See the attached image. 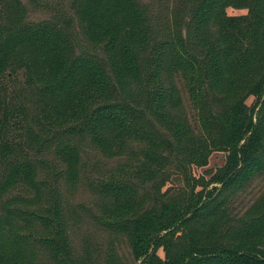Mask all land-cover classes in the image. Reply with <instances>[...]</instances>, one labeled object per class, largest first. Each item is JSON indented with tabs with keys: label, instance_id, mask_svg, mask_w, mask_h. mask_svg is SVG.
I'll list each match as a JSON object with an SVG mask.
<instances>
[{
	"label": "trees",
	"instance_id": "1",
	"mask_svg": "<svg viewBox=\"0 0 264 264\" xmlns=\"http://www.w3.org/2000/svg\"><path fill=\"white\" fill-rule=\"evenodd\" d=\"M227 8L246 9L247 13L228 15ZM77 12L89 38L104 43L114 74L121 80L136 79L138 53L150 37L137 0H83ZM211 21L217 25L215 35L209 30ZM9 30L0 25V83L4 78L13 80L11 75L21 65L19 50H27L41 62L40 130L48 135L37 147L52 145L67 165L69 177L75 175L77 144L82 141L88 139L104 154L112 155L137 140L144 143L141 161L134 165L137 175L150 178L165 173L173 162L175 174L184 180V185L164 191L158 186L153 203L132 219L122 216L135 203L133 186L126 181L102 184V192L123 198L106 213L115 210V219L109 224L127 235L137 264H264V210L259 212L257 203L242 214L230 208L233 197L264 173L261 0H198L187 32L172 33L153 47L147 75L148 108L173 141L141 123L143 110L120 97L109 101L104 67L92 54L74 55L72 42L57 21L22 24ZM177 71L187 85L202 134L167 112L168 105L174 106L178 99L171 93L167 98L162 72ZM220 89L234 99L214 112L208 94ZM21 111L0 102V148L7 157L11 155L0 194L19 182L39 191L33 165L13 154L16 141L24 140V148L21 141L19 144L24 154L26 148H35L38 139L29 128L24 131L23 125L15 124L19 119L10 121ZM9 123L14 128L8 134ZM214 150L224 152L223 163L207 168ZM176 152L188 159L187 165L172 160ZM198 168L202 171L195 173ZM62 213L56 201L43 211L21 210L26 222L37 220L50 228L51 235L37 240L49 248L55 264H74ZM29 236L32 233L15 235L12 242ZM15 256L7 252L0 234V264L14 263Z\"/></svg>",
	"mask_w": 264,
	"mask_h": 264
},
{
	"label": "rangeland",
	"instance_id": "2",
	"mask_svg": "<svg viewBox=\"0 0 264 264\" xmlns=\"http://www.w3.org/2000/svg\"><path fill=\"white\" fill-rule=\"evenodd\" d=\"M261 1L264 4V0ZM82 2L83 0H0V25L10 28L11 32L22 24L57 21L70 38L74 55L92 54L93 57L101 59L94 58L105 69L110 90L109 101L120 97L123 98L120 100L143 110L145 117L141 123L144 122L143 125L147 128L156 130L169 141H173L168 130L154 119L148 108L147 75L155 44L172 33L184 35L187 32L191 13L198 0H137L144 10L150 37L148 45L138 53L139 72L136 79L125 80L114 74L104 50V43L93 41L87 35L85 25L77 12ZM226 12L228 15H240L246 14L247 10L227 8ZM209 30L213 35L216 34L215 22L209 23ZM18 59L21 65L11 75L13 80L4 78L0 83V102L10 108L20 107L22 114L16 116V120L10 121L17 122L19 119L20 123L15 124L23 125L24 131L29 128L38 137L35 148L25 149L28 154L20 151V141L22 143L24 140L16 141L18 145L13 149V154H19L33 165L35 181L40 184L38 192L19 182L0 194V234L6 242L7 252L16 255L15 264H55L49 248L37 240L39 236L51 235L50 228L43 227L37 220L26 222L21 210L43 211L56 201L63 212L60 217L66 225L65 234L74 264H137L130 252L127 235L109 224L115 219V210L106 213L107 209L111 211L123 198H115L112 194L102 192L101 186L113 181H126L133 186L135 203L122 216L123 219H132L153 203L158 186L164 191L170 186L184 185V180L175 174V164L170 162L164 169L165 173H158L150 178L142 177L134 172V165L141 161L140 150L144 147L142 141L133 140L120 153L106 155L87 139L77 144L79 147L75 175L69 177L67 165L56 156L52 145L37 147L48 135L40 130L43 119V101L39 95L42 84L41 62L23 49L19 50ZM162 80L167 98L171 93L173 98L178 99L174 106L168 105L167 112L177 119L185 120L186 125L195 129L196 134H202L181 73L162 72ZM227 93L220 89L208 94L214 112L228 106L234 99L228 98ZM249 101L250 99L247 100ZM13 128L12 123H9L7 133L12 132ZM1 135L3 130H0V138ZM211 135L214 136V132ZM21 145L25 147L23 143ZM224 155V152L214 150L206 167L213 169L221 165ZM10 158L11 155L7 157L0 148V186L7 176V163ZM172 160L184 165L188 163V159L178 152ZM200 171L202 169H195V173ZM255 203L260 207L259 212L264 210V173L255 177L233 197L230 208L232 212L242 214ZM25 233H32V236L12 242L15 235Z\"/></svg>",
	"mask_w": 264,
	"mask_h": 264
}]
</instances>
